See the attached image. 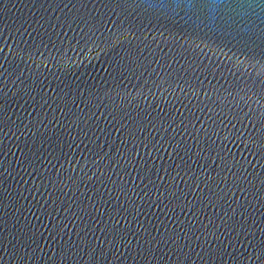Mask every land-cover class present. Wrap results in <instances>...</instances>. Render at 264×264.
Returning <instances> with one entry per match:
<instances>
[{"label":"water","instance_id":"1","mask_svg":"<svg viewBox=\"0 0 264 264\" xmlns=\"http://www.w3.org/2000/svg\"><path fill=\"white\" fill-rule=\"evenodd\" d=\"M0 264H264V0H0Z\"/></svg>","mask_w":264,"mask_h":264}]
</instances>
